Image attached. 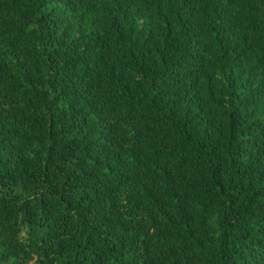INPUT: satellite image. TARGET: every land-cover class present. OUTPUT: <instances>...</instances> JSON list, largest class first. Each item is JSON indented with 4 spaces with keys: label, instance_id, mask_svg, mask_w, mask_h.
Wrapping results in <instances>:
<instances>
[{
    "label": "trees",
    "instance_id": "trees-1",
    "mask_svg": "<svg viewBox=\"0 0 264 264\" xmlns=\"http://www.w3.org/2000/svg\"><path fill=\"white\" fill-rule=\"evenodd\" d=\"M0 264H264V0H0Z\"/></svg>",
    "mask_w": 264,
    "mask_h": 264
}]
</instances>
